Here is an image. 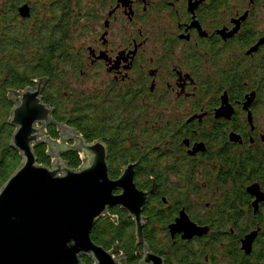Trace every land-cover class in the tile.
Masks as SVG:
<instances>
[{"label": "flooded vegetation", "instance_id": "af4514ba", "mask_svg": "<svg viewBox=\"0 0 264 264\" xmlns=\"http://www.w3.org/2000/svg\"><path fill=\"white\" fill-rule=\"evenodd\" d=\"M83 2L91 19L77 43L75 89L81 124L94 118V133L79 136L105 147L111 181L132 166L147 197L143 244L120 206L99 218L132 229L133 256L116 239L109 249L93 244L114 264H141L145 254L161 264H263L254 252L264 242V0ZM67 4L0 0L2 72L34 56L38 24L60 20L65 32ZM191 225L205 232L188 236Z\"/></svg>", "mask_w": 264, "mask_h": 264}, {"label": "water", "instance_id": "95a60500", "mask_svg": "<svg viewBox=\"0 0 264 264\" xmlns=\"http://www.w3.org/2000/svg\"><path fill=\"white\" fill-rule=\"evenodd\" d=\"M46 83L38 79L33 89L10 98L14 105L8 119L14 129L10 148L21 164L0 189V264H80L82 256L96 264H114L93 244L90 231L109 208L120 206L133 220L138 243L143 244L141 213L147 197L134 187L132 166L111 181L105 147L99 142L86 144L75 129L53 123V110L41 97ZM51 125L58 129L59 143L46 136L45 128ZM41 145L48 146L50 167L37 164L34 149ZM68 150L84 152L78 170L61 160ZM115 190L121 193L113 195ZM204 232L192 225L186 230L188 236ZM255 235L242 241L245 254L250 253ZM148 261L161 264L145 254L141 264Z\"/></svg>", "mask_w": 264, "mask_h": 264}, {"label": "trees", "instance_id": "16d2710c", "mask_svg": "<svg viewBox=\"0 0 264 264\" xmlns=\"http://www.w3.org/2000/svg\"><path fill=\"white\" fill-rule=\"evenodd\" d=\"M88 8L83 0H68L65 32H62L63 22L60 20L56 23H46L45 26L38 24L34 56L27 54L25 60L20 57L17 68L3 71L5 76L0 66V189L21 164L19 155L10 148L14 129L8 125V119L14 105L10 101L9 94L6 95L8 89H19L23 92L32 80L37 81L41 78L47 80L41 97L42 102L53 110V123L71 127L86 139L94 133V118L88 119L85 128L81 124L78 93L75 89L77 75L74 70L78 58L77 43L82 36L83 28L89 18L91 19ZM15 37L17 36L12 37L11 40ZM20 39L23 41L22 37ZM29 44L27 38L26 49H29ZM55 125L45 128V132L47 137L58 143L59 134ZM47 152L46 145L34 149L38 165L51 166L53 159L47 156ZM60 158L72 170H78L81 166L78 152L68 150L62 153ZM109 214H116L125 220V215L121 212H109ZM261 233H264V230H261ZM90 239L104 249L114 245L115 239L121 243H128L130 254L133 256L132 229L124 225H115L110 216L99 219L94 224L90 231ZM257 245L254 254L258 261H261L264 258V242H258Z\"/></svg>", "mask_w": 264, "mask_h": 264}]
</instances>
